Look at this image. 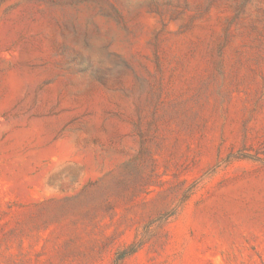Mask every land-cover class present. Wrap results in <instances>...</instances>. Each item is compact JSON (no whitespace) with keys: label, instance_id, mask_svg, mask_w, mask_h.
<instances>
[{"label":"rangeland","instance_id":"1","mask_svg":"<svg viewBox=\"0 0 264 264\" xmlns=\"http://www.w3.org/2000/svg\"><path fill=\"white\" fill-rule=\"evenodd\" d=\"M0 264H264V0H0Z\"/></svg>","mask_w":264,"mask_h":264}]
</instances>
